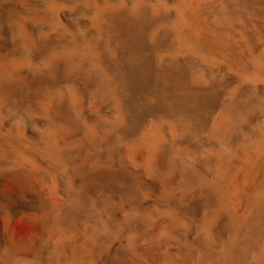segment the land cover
<instances>
[{
  "label": "bare ground",
  "instance_id": "1",
  "mask_svg": "<svg viewBox=\"0 0 264 264\" xmlns=\"http://www.w3.org/2000/svg\"><path fill=\"white\" fill-rule=\"evenodd\" d=\"M0 264H264V0H0Z\"/></svg>",
  "mask_w": 264,
  "mask_h": 264
}]
</instances>
